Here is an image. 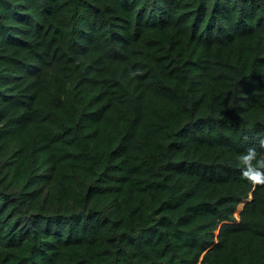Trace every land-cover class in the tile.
<instances>
[{
  "label": "trees",
  "instance_id": "obj_1",
  "mask_svg": "<svg viewBox=\"0 0 264 264\" xmlns=\"http://www.w3.org/2000/svg\"><path fill=\"white\" fill-rule=\"evenodd\" d=\"M260 136L264 0H0V264H264Z\"/></svg>",
  "mask_w": 264,
  "mask_h": 264
},
{
  "label": "clouds",
  "instance_id": "obj_2",
  "mask_svg": "<svg viewBox=\"0 0 264 264\" xmlns=\"http://www.w3.org/2000/svg\"><path fill=\"white\" fill-rule=\"evenodd\" d=\"M138 74L135 72V75ZM258 144L264 149V136L258 137ZM239 161L242 165V177L253 186H264V153L258 152L257 148L252 146L240 154Z\"/></svg>",
  "mask_w": 264,
  "mask_h": 264
}]
</instances>
